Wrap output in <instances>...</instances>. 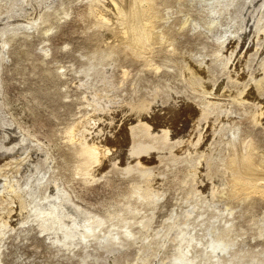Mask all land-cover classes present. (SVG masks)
Segmentation results:
<instances>
[{
	"label": "rangeland",
	"instance_id": "374dc122",
	"mask_svg": "<svg viewBox=\"0 0 264 264\" xmlns=\"http://www.w3.org/2000/svg\"><path fill=\"white\" fill-rule=\"evenodd\" d=\"M156 1L163 16L156 26L164 27L167 38L149 50L154 55L153 64L149 65L124 46L114 55L98 50L103 36L89 13V0H0V264H170L179 231L185 227L182 223L188 219V212H184L196 204L200 206L197 211H203L210 218L205 220V225L197 226L199 235H204L203 241L222 235L224 242H219H233L230 249L235 256L229 264H263L264 235L260 233H264V195L233 197L228 185L212 186L205 171L196 178V184L188 175L191 164L185 154L178 155L177 163L170 154L172 158L168 155L154 165L162 178L160 186L165 195L154 208H148L149 213L154 212L150 228L139 232L134 226L136 236L145 240L144 248L140 249L141 242L136 240L128 246L122 240L112 249L90 243L75 245L69 239L74 246L67 249L55 242L66 239V232L56 234L50 229L43 230L42 224H48L43 218L49 215H42V210L56 216L64 210L82 213L81 219H75L73 224L66 225L60 220L54 224L76 226L81 236V231L88 229L89 216L98 215L104 218L106 228H115L138 202L133 189L135 182L142 180L141 172L126 171L121 166L129 161L132 143L127 127L144 116V112L119 110L115 123L93 124L89 135L102 136L114 145L113 151L119 148L118 163L105 170L94 169L93 182H85L83 176L75 174L77 157L64 129L91 110L88 98L92 97V91L107 93L102 102H108L105 99L109 96L117 101L115 105L128 106L139 98L153 99V108L148 114L155 125L152 130L160 123L173 122V134L177 137L176 134L184 133V140L191 141L195 134L190 133L189 112L178 107L180 100L176 105L175 98L191 100L196 92L181 76L179 66L184 59L199 64L211 61L215 89L230 84L213 48L215 34H224L231 19L239 16L237 9L232 8L224 15L212 32L208 29L211 0ZM256 1L257 7L262 0ZM252 8L253 5L247 11ZM33 18L37 21L31 27ZM251 35L249 31L244 44L241 42L235 51L237 57L249 59L241 70V85L257 81L253 75L260 73L264 57V40L257 54L253 47L246 52L251 46ZM5 38L7 42L3 43L1 40ZM154 62L161 65L159 70L154 69ZM262 123H252L244 116L241 140L253 139L264 149V117ZM229 126L207 145L212 150L208 159L212 169L223 165L222 155L228 158L232 153L225 142L230 135ZM164 148L169 149L167 145ZM205 164L201 165L202 169L206 168ZM52 178L61 184L64 192L52 186ZM11 185L18 189L24 203L13 201L17 192H7ZM192 186L203 191L193 194ZM46 200L51 201L39 206ZM175 221L180 226L174 225ZM229 222L233 223L232 230H226ZM172 224L174 229L167 236L157 232L164 225ZM240 250L241 259H237Z\"/></svg>",
	"mask_w": 264,
	"mask_h": 264
},
{
	"label": "bare ground",
	"instance_id": "6f19581e",
	"mask_svg": "<svg viewBox=\"0 0 264 264\" xmlns=\"http://www.w3.org/2000/svg\"><path fill=\"white\" fill-rule=\"evenodd\" d=\"M242 1L240 4V0H211L208 8V13L212 16L209 17L208 29L212 32H214V27L221 24L223 16L230 13L232 8H236L238 11L239 16L231 19L223 31L224 34H215L216 39L213 48L215 58L221 62V71L227 74L230 84L227 83L218 90L215 89V82L212 80L214 67L211 61H203L199 64L191 59H184L182 66H179L181 76L188 86L196 92L191 100L181 96L175 98V104L177 105V101L180 100L178 107L189 112L188 118L192 128L190 133L195 134L193 140H184L186 138L184 133H178L176 137L173 134V122L166 125L160 123L156 126V130H152L155 125L149 119L148 114L153 108V99L139 98L134 103H128V106L121 103L115 105L117 101L109 96L106 97L107 100L105 99L108 102H102L104 94L107 93L100 90L92 91V97L88 98L91 110L86 111L79 120L74 121L64 129L66 138L73 145L68 144V146L72 147L77 157L75 174L83 176L85 182L89 183L95 181L94 169L97 168L101 171V169L105 170L117 165L119 148L116 147L113 151L114 145L103 140L102 136H90L89 134L92 133L93 124L96 125L99 121H107L109 124L115 123L119 110H135L139 113L144 112V116H140L137 121L127 127V135L132 139V143L127 156L129 161L122 163L121 167L126 171H140L141 182H145V184L135 182L133 194L138 200L135 209L130 207L131 214L125 217L115 228H106L104 218L93 215L87 219L88 229L81 231L80 236L76 226L59 227L54 226V224L57 220L66 225L73 224L76 220L81 219L80 214L82 213L64 210L56 216L49 210H42V215H49L48 218H43L46 222L48 220V224H42L43 230L50 229L52 233L56 234L66 232V239L59 238L55 242L67 249L74 246L68 241L69 239H72L75 245L90 243L96 244L98 248H112L116 244H120L122 240L125 241V246H128L129 242L133 245L132 242L136 240L141 242L140 249L144 248L145 240L136 236L137 232L134 226L138 228L139 232L150 228L154 212L149 213L148 208H154L159 198L165 195L160 186L162 178L157 175L154 165L164 161L170 154L176 163L178 162L176 160L180 159L178 155L185 154V158L190 157L187 160L191 164L188 175L194 181L205 171L207 172L205 176L211 180L212 186L228 185L233 197L243 199L251 197L255 193L264 195V149L259 148L252 141L253 139L241 140L240 138L241 123L244 116L252 123H262L263 121L264 57L260 65V73L253 75L257 81L252 83L253 85L249 82L241 85V70L247 65L249 59L237 57V53H235L240 43L244 44V38L249 31L252 33L250 36L251 46L246 49V52H249L253 47L255 48L254 54L258 53L264 40V11H262L264 0H260L261 3L257 7L256 0ZM251 5L253 8L248 12L247 10L250 9ZM88 7L90 15L95 18V25L99 26L102 31V44L99 45L98 50L108 55H114L124 46V48H130L137 56L142 57L144 62H148L149 65L153 64L154 55L149 54V50L154 44H162L167 38L165 36L166 31L163 32L164 30H162L164 27L156 26V22L163 18L160 15L161 10L156 0H89ZM235 15L233 14V16ZM33 19L29 23L31 27H34L33 24L37 21V18ZM238 21H241V24H238ZM236 24L238 25L236 26ZM202 25L204 26V24ZM7 39L1 41L5 43ZM243 47L244 45H242ZM252 54L250 52L249 57ZM154 66L155 70L161 68V65L155 62ZM86 74L89 75L87 71ZM105 84L108 83L105 81ZM221 89L223 92H220ZM196 96L198 98H195ZM242 113L245 115L240 116ZM233 115L238 117H232ZM228 124H230L228 128L230 135L227 136L225 142L231 147L232 153L228 158L222 155L223 165L212 169V164L208 161L212 150L207 148V145L211 144L212 138L222 133ZM116 140L119 141V138L116 137ZM165 145L169 149L164 148ZM194 153L196 154L194 155ZM204 163H206V168L202 169L201 165ZM34 168L36 167L34 166ZM182 182L185 181L182 180ZM52 186L61 192L65 191L61 184L53 178ZM193 186L190 190L191 192L194 191L193 194L203 191L201 187L195 186L197 188H193ZM7 192H17V195H12L13 201L24 203V199L21 198L22 195L18 193L19 191L14 185H11ZM26 193L30 195L28 192ZM49 201L51 200L41 201L39 206ZM21 206L22 204H20ZM194 206L192 210L184 212V214L188 212L187 216L185 215L188 219L184 216L187 221L182 223L185 227L179 231V240L176 243V251L170 264H229L234 261L235 253L230 249L233 242H219H224L222 235L209 241H203L204 235L202 234V237L199 235L197 226L205 225V220L210 218H207L208 216H205L203 211H197L200 206L197 204ZM63 212L67 215L63 216ZM74 214L77 216L73 217ZM139 214H141L140 217H138ZM230 222L226 230H232L233 223L231 225ZM173 224L180 226L177 221ZM173 224L164 225L162 230L157 232L160 231L163 236H167L174 229ZM205 227L207 229L208 225ZM260 234L264 235L263 232ZM241 252L242 250L237 252V259H241ZM262 262L264 264V260Z\"/></svg>",
	"mask_w": 264,
	"mask_h": 264
}]
</instances>
